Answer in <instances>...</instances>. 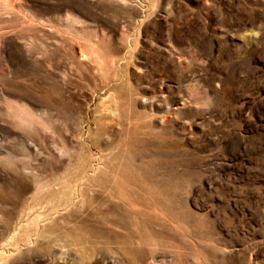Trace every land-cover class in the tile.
I'll return each mask as SVG.
<instances>
[{
	"label": "rangeland",
	"instance_id": "obj_1",
	"mask_svg": "<svg viewBox=\"0 0 264 264\" xmlns=\"http://www.w3.org/2000/svg\"><path fill=\"white\" fill-rule=\"evenodd\" d=\"M0 264H264V0H0Z\"/></svg>",
	"mask_w": 264,
	"mask_h": 264
}]
</instances>
